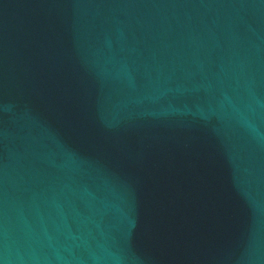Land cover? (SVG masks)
<instances>
[{"label":"water","instance_id":"obj_1","mask_svg":"<svg viewBox=\"0 0 264 264\" xmlns=\"http://www.w3.org/2000/svg\"><path fill=\"white\" fill-rule=\"evenodd\" d=\"M0 264H264V0H0Z\"/></svg>","mask_w":264,"mask_h":264}]
</instances>
